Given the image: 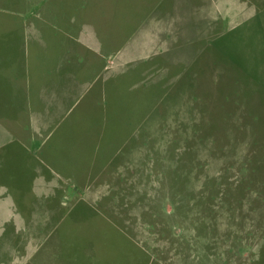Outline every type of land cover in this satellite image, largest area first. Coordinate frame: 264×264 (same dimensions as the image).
I'll return each instance as SVG.
<instances>
[{"label": "rangeland", "instance_id": "rangeland-1", "mask_svg": "<svg viewBox=\"0 0 264 264\" xmlns=\"http://www.w3.org/2000/svg\"><path fill=\"white\" fill-rule=\"evenodd\" d=\"M0 264H264V0H0Z\"/></svg>", "mask_w": 264, "mask_h": 264}]
</instances>
